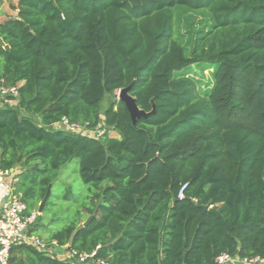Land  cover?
Returning a JSON list of instances; mask_svg holds the SVG:
<instances>
[{
  "label": "trees",
  "instance_id": "trees-1",
  "mask_svg": "<svg viewBox=\"0 0 264 264\" xmlns=\"http://www.w3.org/2000/svg\"><path fill=\"white\" fill-rule=\"evenodd\" d=\"M16 9L0 23V84L18 89L0 97V168L29 212L49 191L30 232L110 264L264 258V0ZM130 85L150 113L135 124L118 97ZM74 158L78 178L60 179ZM10 263L76 260L17 244Z\"/></svg>",
  "mask_w": 264,
  "mask_h": 264
},
{
  "label": "built area",
  "instance_id": "built-area-1",
  "mask_svg": "<svg viewBox=\"0 0 264 264\" xmlns=\"http://www.w3.org/2000/svg\"><path fill=\"white\" fill-rule=\"evenodd\" d=\"M8 95L17 96V87L0 84V97ZM64 125L73 129L81 128L77 124L69 123L67 119L56 124L55 127ZM17 181L18 175L14 169L0 168V190L4 193V200L0 205V264H11V249L17 244H31L50 256L60 257L55 251L57 247L55 241L51 245L39 235L30 232L40 213L39 211H28L26 203L15 191ZM184 187L179 192V198L184 196ZM66 256L74 258L76 264H110L102 258H96V252L85 253L72 250L67 252ZM235 261L241 264H264V258L260 256L239 259L227 253L218 256L215 264H228Z\"/></svg>",
  "mask_w": 264,
  "mask_h": 264
},
{
  "label": "rangeland",
  "instance_id": "rangeland-1",
  "mask_svg": "<svg viewBox=\"0 0 264 264\" xmlns=\"http://www.w3.org/2000/svg\"><path fill=\"white\" fill-rule=\"evenodd\" d=\"M200 17L201 16H198L197 18H200ZM183 20H184V15L181 16V20L180 21L183 22ZM194 71H195L194 74L197 75V77L200 78L203 81V83L207 80V77L209 76V71L208 70H206L204 72V75H201L200 70L197 67H194ZM119 92H118V97H119ZM107 101H108V98L104 102V108L107 106ZM2 102L3 101H0V107L3 104ZM12 104H15V102H12ZM64 127L67 130H71V131H74V132H82L83 134H87L89 136H97L101 132H103L102 129H100L98 131H90V130H83L81 128H74L73 129V128H69L66 125H64ZM110 133H111V135H114V136L117 135V133L115 131H111ZM78 170H79V159L78 158H74L66 167L61 168L60 173H59L60 179H70V181L71 180L74 181L76 178H78ZM75 185L77 186L78 183H75ZM228 264H241V263H239L238 261H235V262H231V263H228Z\"/></svg>",
  "mask_w": 264,
  "mask_h": 264
},
{
  "label": "water",
  "instance_id": "water-1",
  "mask_svg": "<svg viewBox=\"0 0 264 264\" xmlns=\"http://www.w3.org/2000/svg\"><path fill=\"white\" fill-rule=\"evenodd\" d=\"M131 86L125 87L123 89L120 90L119 92V99L124 101L132 118L133 124L136 123L137 118H143V117H147L150 115V113L146 112L143 109H140L139 106L137 105L136 99L130 94V89ZM49 195V191L47 192L43 202L41 203L40 207H39V213H41L42 207L44 206L46 199L48 198ZM205 209L209 208V205H205L202 206ZM92 219V217H90L86 222L83 223V226H86L90 220ZM73 242V237L70 240L69 245H71Z\"/></svg>",
  "mask_w": 264,
  "mask_h": 264
},
{
  "label": "crops",
  "instance_id": "crops-1",
  "mask_svg": "<svg viewBox=\"0 0 264 264\" xmlns=\"http://www.w3.org/2000/svg\"><path fill=\"white\" fill-rule=\"evenodd\" d=\"M17 0H0V23L6 20L11 16H15L17 14ZM4 200V193L0 190V205ZM55 251L58 252L60 257H65L66 249L64 247H56Z\"/></svg>",
  "mask_w": 264,
  "mask_h": 264
}]
</instances>
